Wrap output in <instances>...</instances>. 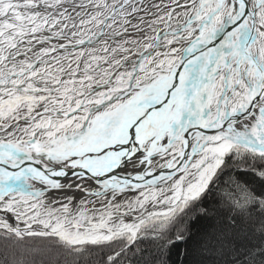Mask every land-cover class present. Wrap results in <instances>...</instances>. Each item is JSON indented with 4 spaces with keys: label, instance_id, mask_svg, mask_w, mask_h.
Instances as JSON below:
<instances>
[{
    "label": "snow or ice",
    "instance_id": "obj_1",
    "mask_svg": "<svg viewBox=\"0 0 264 264\" xmlns=\"http://www.w3.org/2000/svg\"><path fill=\"white\" fill-rule=\"evenodd\" d=\"M36 240L264 264V0H0V264Z\"/></svg>",
    "mask_w": 264,
    "mask_h": 264
},
{
    "label": "trees",
    "instance_id": "obj_2",
    "mask_svg": "<svg viewBox=\"0 0 264 264\" xmlns=\"http://www.w3.org/2000/svg\"><path fill=\"white\" fill-rule=\"evenodd\" d=\"M213 223H218V221L214 222V221H211L208 219L197 221L195 219V216H192V217H186L185 218V224L182 227L190 228L192 231V234L195 235L197 233H203L204 231L209 230V228L211 227V225ZM0 243H2V241H0ZM28 247L33 249V251L31 252L32 254H29L30 257L27 256L28 258H31V262H33V261L39 260L38 258H40V255L39 256L37 254L34 255L33 253H35L37 251H42V253H43L45 250L51 249L53 246L51 244L46 245L44 242L36 240V241H29ZM47 254H50V253H47ZM51 254H54V260L56 258H59V260H62V259H64V256L67 257V260H69L71 262V263L68 262V264H72V261L74 259L73 256L67 255L66 253H62V252H59V254H58V253H56V251H51ZM42 255H46V252H45V254H42ZM27 261H29V260H27ZM31 262L29 261V263H31ZM81 264H82V262H81Z\"/></svg>",
    "mask_w": 264,
    "mask_h": 264
},
{
    "label": "rangeland",
    "instance_id": "obj_3",
    "mask_svg": "<svg viewBox=\"0 0 264 264\" xmlns=\"http://www.w3.org/2000/svg\"><path fill=\"white\" fill-rule=\"evenodd\" d=\"M97 207H99V205H97ZM45 252H46V255H42V254H45ZM47 253H50V254H47ZM56 253L59 254V252H57V251H56ZM33 254L34 255L37 254L38 256L40 255V258H38L39 260H36L35 264H52V261H54V254H51V251H49V249L45 250L43 253H42V251H37ZM28 257H30V256L28 255ZM28 257H27V260H29L31 262V258H28ZM58 260H59V258L55 259V261H58ZM29 261H28V264H32V262L29 263ZM66 262H67V264H68V262L71 263L69 260H67V257L64 256V259L59 260L58 264H66Z\"/></svg>",
    "mask_w": 264,
    "mask_h": 264
}]
</instances>
